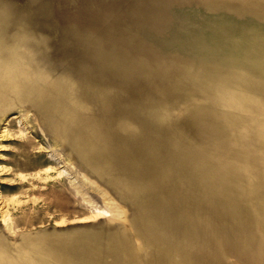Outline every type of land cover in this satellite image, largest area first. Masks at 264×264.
Listing matches in <instances>:
<instances>
[{
	"label": "rangeland",
	"instance_id": "374dc122",
	"mask_svg": "<svg viewBox=\"0 0 264 264\" xmlns=\"http://www.w3.org/2000/svg\"><path fill=\"white\" fill-rule=\"evenodd\" d=\"M239 1L0 0L9 264H113L114 239L124 264H264V0Z\"/></svg>",
	"mask_w": 264,
	"mask_h": 264
},
{
	"label": "bare ground",
	"instance_id": "6f19581e",
	"mask_svg": "<svg viewBox=\"0 0 264 264\" xmlns=\"http://www.w3.org/2000/svg\"><path fill=\"white\" fill-rule=\"evenodd\" d=\"M1 65V64H0ZM0 68H2L0 66ZM3 73L2 69H0V74ZM7 75V74H6ZM10 78V76H4L3 77H0V99H2L3 102H9L11 100L12 97H14L13 95V89L11 88V83L8 81ZM244 100V99H243ZM128 151V150H127ZM98 191H100L101 193V196H102V199H103V203H104V206L102 209L100 208H95L94 209V213H97V214H103V213H107L109 212V214L111 215V218H118L121 213H122V209L121 207L113 200V198L106 192L104 191L102 188H98ZM108 214V213H107ZM146 224V223H145ZM187 226V225H186ZM183 230V229H181ZM216 230V229H215ZM181 233V232H180ZM181 235V234H180ZM221 240L217 241L218 243L220 242ZM114 242L116 244V249H114L116 251V254L112 253L113 254V257H112V262L113 264H124V255L123 254H128L127 250L125 248H123V246H121V241H119L118 239H114ZM222 243V242H221ZM108 251H111L109 248H108ZM168 252V251H167ZM117 253L119 254V256H117ZM133 253V256L137 255V256H140L134 252ZM171 254V253H170ZM8 253H2L0 255V261L4 262L5 264H9V261H8ZM175 255V254H174ZM174 255L171 256V259L172 260H166L160 264H186L184 262L183 259L181 258H178L176 259L174 257ZM130 257V256H129ZM141 258H144V257H141ZM214 258V257H213ZM115 259H118L117 261ZM159 259V258H158ZM21 263L24 264V257L21 256ZM191 262V261H190ZM193 263V262H192ZM194 264V263H193Z\"/></svg>",
	"mask_w": 264,
	"mask_h": 264
},
{
	"label": "water",
	"instance_id": "95a60500",
	"mask_svg": "<svg viewBox=\"0 0 264 264\" xmlns=\"http://www.w3.org/2000/svg\"><path fill=\"white\" fill-rule=\"evenodd\" d=\"M203 2H205V4H207L208 5V3H209V0H203ZM225 2H228V4H233L234 5V2L235 3H237V4H239L240 5V7H242V3H241V1H239V0H225ZM244 7V6H243ZM233 9V8H232ZM247 9V8H246ZM95 36H98V35H95ZM131 53V52H130ZM131 55H132V57L133 58H135V59H138V60H140L141 62H145L149 67H151V69L154 71V70H161L160 68L163 66V65H166L168 62L166 61V60H163V59H156V60H154V61H151L150 59H147L146 57H144L143 55H141V54H138V53H134V54H132L131 53ZM176 60L175 59H172L170 62L171 63H173V62H175ZM183 64H185V65H187V64H189V63H187V62H185V61H183L182 62V65ZM188 66V65H187ZM227 70L228 71H226V72H230V68L228 69L227 68ZM235 69H233V70H231V72H236V71H234ZM188 71H189V69H188ZM186 91H187V96H188V94H190L191 92H194V94L196 93V91H192V90H187V89H185ZM174 92H172V94H173ZM161 115H162V117L161 118H159V117H156L155 116V118L153 119V121L156 123V125H160V122H162L163 120H166V121H169L172 125H175L174 124V122H173V120H172V115H171V112H170V109H167V108H165L164 107V112H162L161 111ZM145 118H146V116H145ZM147 119V118H146ZM177 129H179V128H177ZM185 140H186V142H189V148L190 149H195V148H198V146H200V138L199 137H197V139L196 140H188L187 138H185ZM78 166V165H77ZM79 167V166H78ZM80 169V168H79ZM128 207V206H127ZM129 208V207H128ZM109 225H110V223H106V225H102V226H88L87 228H102L104 231H106L108 228H109ZM48 231H42V232H38V233H35V234H32V235H30V236H39V235H41V234H45V233H47Z\"/></svg>",
	"mask_w": 264,
	"mask_h": 264
}]
</instances>
